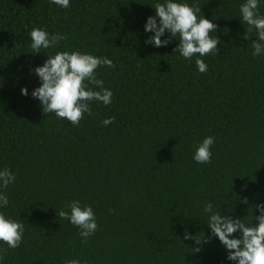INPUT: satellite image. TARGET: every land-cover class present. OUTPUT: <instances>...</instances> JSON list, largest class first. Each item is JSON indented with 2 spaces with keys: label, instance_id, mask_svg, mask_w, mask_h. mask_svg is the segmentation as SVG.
<instances>
[{
  "label": "trees",
  "instance_id": "obj_1",
  "mask_svg": "<svg viewBox=\"0 0 264 264\" xmlns=\"http://www.w3.org/2000/svg\"><path fill=\"white\" fill-rule=\"evenodd\" d=\"M157 2L163 0H70L62 8L51 0H0V170L16 176L2 190L9 205L0 212L25 228L18 248L0 241L7 249L0 264H237L218 238L192 252L196 242L184 234L211 236L208 202L246 223L259 215L264 53L252 55L255 30L244 38L239 9L246 0H177L201 6L197 15L217 24L210 34L219 37L217 55L185 59L167 31L166 46L146 43ZM33 28L65 39L33 54ZM57 51L114 64L96 69L112 103L89 102L91 115L78 126L44 114L31 95L42 83L34 69ZM197 58L206 72L198 71ZM109 117L115 119L105 126ZM207 136L214 137L212 157L200 164L193 157ZM74 200L95 213L98 230L87 243L57 215Z\"/></svg>",
  "mask_w": 264,
  "mask_h": 264
},
{
  "label": "clouds",
  "instance_id": "obj_2",
  "mask_svg": "<svg viewBox=\"0 0 264 264\" xmlns=\"http://www.w3.org/2000/svg\"><path fill=\"white\" fill-rule=\"evenodd\" d=\"M52 3L62 7H70V0H51ZM155 16L147 18L144 30L152 33L146 43L155 47L166 46L170 38H177L179 44L173 50L185 59L194 56L204 57L209 54L217 55L219 52V37L211 36L216 33L217 24L205 18L201 13V6H190L177 0H163L154 6ZM240 18L248 28L244 33L245 39L251 37L247 33L255 30L258 39L252 40L253 57L264 53V16L259 14V0H246L240 5ZM170 33V38L161 39L165 32ZM31 49L33 54L41 52V49L55 48L59 42L65 39L59 33L49 34L41 28H33L30 33ZM198 71L204 73L208 65L203 59L195 60ZM105 65L114 67L113 61L107 57H98L79 51H57L55 55H48V59L42 66L34 69L42 83L35 88L31 95L38 98L43 113H55L58 118L70 121L78 126L84 114L91 115V101H100L108 105L112 103L113 92L104 87V81L97 78L96 69ZM89 85L96 89L89 88ZM21 93L28 95L26 87ZM115 117H109L102 121L107 126ZM214 137L207 136L197 146L194 160L200 164L211 161V146ZM16 180L15 174L7 167L0 170V207H8L9 198L3 189H7ZM247 203V200L244 201ZM259 210V215H254V220L246 223L241 218H234L226 213L213 210V203L208 202L204 211L209 213L207 226L211 230V236L197 238L187 231L184 239L196 242L197 247L192 252L201 251L203 244L210 242L212 237L218 238L225 250L227 259L236 261L237 264H264V203L254 205ZM70 209V212L68 211ZM111 211V210H110ZM60 219L68 220L80 229L79 235L83 243L98 230L95 213L90 205L81 206L80 201L74 200L68 203L57 213ZM255 221V223H254ZM24 224L19 220L6 216L0 212V241L8 248L16 249L23 241ZM239 232V238L233 234ZM7 249H0V261L4 259ZM66 264H82L79 260H70ZM86 264V262H84Z\"/></svg>",
  "mask_w": 264,
  "mask_h": 264
}]
</instances>
